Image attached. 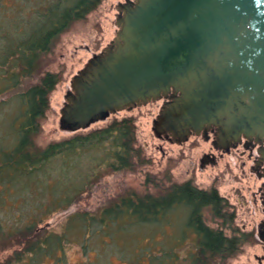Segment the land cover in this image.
I'll list each match as a JSON object with an SVG mask.
<instances>
[{"label":"trees","instance_id":"16d2710c","mask_svg":"<svg viewBox=\"0 0 264 264\" xmlns=\"http://www.w3.org/2000/svg\"><path fill=\"white\" fill-rule=\"evenodd\" d=\"M101 1L37 0L35 5H22L15 15H7V4L0 0V18L2 14L9 18L7 24L0 20V95L15 88L20 71L28 73L62 32L85 19ZM57 81V74L47 72L39 82L14 97L17 112H6L0 119V237L7 241L3 250L14 248L9 264H40L44 257H53L63 250L62 235L52 231L38 239L39 226L54 210L68 208L81 196L84 182L89 180L81 177L82 170L77 168L84 153L90 152L95 160V150H102L101 160L114 169L132 168L134 159L140 158L135 119L129 116L43 147L36 145L40 119ZM7 101H0V109L8 105ZM73 169L77 170L75 177ZM177 205L188 209V229L193 228L198 238L196 250L188 257L190 263L184 264H225L245 243L255 241L252 231L233 226L227 234L222 227L206 224V211L229 227L235 212L229 211L228 199L215 186L205 189L189 181L173 183L157 195L125 196L101 214L82 213L77 220L88 228L96 223L91 233L101 232L106 225L123 220L131 225L159 222ZM144 256L148 264H177L179 258L168 250L146 249L138 252L136 261Z\"/></svg>","mask_w":264,"mask_h":264},{"label":"rangeland","instance_id":"374dc122","mask_svg":"<svg viewBox=\"0 0 264 264\" xmlns=\"http://www.w3.org/2000/svg\"><path fill=\"white\" fill-rule=\"evenodd\" d=\"M3 1L7 4V15H15L22 5L33 6L37 3V0ZM126 1L102 0L85 19L76 21L62 32L50 49L39 55L28 73L20 71L19 83L15 88L0 95V101L8 99V105L0 109L1 119L6 112H17L13 100L22 90L39 82L47 72L57 74L58 81L49 93L48 108L40 119L41 129L35 137L36 145L41 147L103 127L115 118L129 116L135 119L136 146L140 158L134 159L132 168L114 169L101 160L102 150H95V160L90 152L83 154L77 168L82 170L81 177H89V180L84 182L81 196L68 208L54 210L39 226L38 239L53 231L62 235L63 250L57 251L53 257H44L40 264H148L146 256L136 261L138 252H145L146 249L158 252L168 250L179 255L177 264L190 263L188 257L196 250L198 238L193 228L186 227L189 211L184 205L175 206L163 220L156 223L131 225L123 220V223L106 225L101 232L91 233L96 223L88 228L77 220L82 213L99 215L125 196L157 195L165 192L173 183H183L187 179L200 188L215 186L219 194L228 199L229 211L235 212L229 227V224L213 218L206 211V224L222 227L227 234L231 233L233 226L254 233L255 241L245 243L242 250L225 264H264V259L259 261V257L264 256V249L258 231L264 211L260 203L255 205L252 201V193L257 190L260 180L248 169L244 174L235 155H224L217 163L206 161L202 164L204 153L212 146L211 141L203 136L190 134L187 140L174 143L157 135L153 120L159 113L163 99L121 109L77 131L61 127V108L71 89L73 76L89 58L115 38L119 28L116 23L120 14L119 5ZM3 15L0 20L7 24L9 18ZM75 171L72 170V177H75ZM76 176L79 177L78 173ZM5 241L0 237V264H9V256L14 251L13 247L2 249ZM14 264L26 263L15 261Z\"/></svg>","mask_w":264,"mask_h":264},{"label":"water","instance_id":"95a60500","mask_svg":"<svg viewBox=\"0 0 264 264\" xmlns=\"http://www.w3.org/2000/svg\"><path fill=\"white\" fill-rule=\"evenodd\" d=\"M119 11L115 38L71 80L61 127L165 99L157 135L183 142L215 126L224 145L262 142L264 0H127Z\"/></svg>","mask_w":264,"mask_h":264},{"label":"flooded vegetation","instance_id":"af4514ba","mask_svg":"<svg viewBox=\"0 0 264 264\" xmlns=\"http://www.w3.org/2000/svg\"><path fill=\"white\" fill-rule=\"evenodd\" d=\"M165 99H163L164 102ZM203 136L205 139L211 141V148L204 153V157L201 159V163L204 164L206 161L212 163H217L219 158H223L224 155L236 156L237 160H240V167L242 172L245 174L248 171L255 174L256 177L260 180L257 190L252 193L253 203L258 205L261 204L264 211V157L261 153V149L264 148V137H262V142L257 140L256 136H241L238 140L232 141L230 144L224 145L217 138L216 127H210L207 132L201 131L200 133L192 132L191 135ZM161 137L168 139L170 142H178L171 133H163ZM186 181L194 182L190 179ZM184 181V182H186ZM196 185V184H194ZM197 186V185H196ZM186 227H188V222H186ZM258 231L261 237V244L264 249V218L258 224ZM264 259V256L259 257L261 262Z\"/></svg>","mask_w":264,"mask_h":264}]
</instances>
